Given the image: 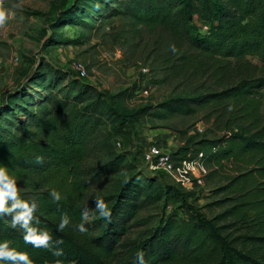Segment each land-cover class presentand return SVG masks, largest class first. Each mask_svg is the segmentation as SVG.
<instances>
[{"label": "trees", "instance_id": "16d2710c", "mask_svg": "<svg viewBox=\"0 0 264 264\" xmlns=\"http://www.w3.org/2000/svg\"><path fill=\"white\" fill-rule=\"evenodd\" d=\"M111 18L118 20L115 45L139 36L143 28L161 29L176 59L173 76L203 71L209 78L203 94L170 98L128 117L161 121L211 109L207 119L221 135L194 138L187 155L172 156L199 167L208 188L204 197L213 199L203 208L221 211L204 216L174 186L161 188L150 178L135 177L104 200L111 219L87 221V233L80 234L75 226L81 213L93 206L88 192L120 173L128 154L112 152L120 130L105 128L101 103L90 98L91 86L75 78L61 86L69 73L39 60L0 101V167L15 180L20 199L37 204L33 226L46 230L63 255L26 245L10 216L0 217V243L26 253L32 264H141L137 252L144 253V264H264V0H74L51 28H93ZM55 35L50 33L44 44H63ZM138 91L125 95L131 99ZM102 156L109 160L92 164ZM52 190L60 193L59 202L49 195ZM162 200L176 203L177 212L127 238L145 224L139 213ZM64 214L70 223L61 232L57 227ZM57 240L63 243L56 245Z\"/></svg>", "mask_w": 264, "mask_h": 264}, {"label": "rangeland", "instance_id": "374dc122", "mask_svg": "<svg viewBox=\"0 0 264 264\" xmlns=\"http://www.w3.org/2000/svg\"><path fill=\"white\" fill-rule=\"evenodd\" d=\"M74 0H0V12L6 16L5 22L0 25V101L18 83H22L29 75L37 61L52 68L68 72L66 85L70 78H75L80 84L91 86L90 98L99 100L105 128L112 132L119 128L117 133L122 143L120 151L115 154L127 153L125 168L112 176L106 185L95 187L88 192V202L93 204L89 210V222L102 218L96 210L97 198L110 201L116 196L123 184L132 178H150L154 186H174L183 196L192 202L194 208H200L204 216L214 215L221 211L219 208L208 210L203 208L213 199H205L208 188L195 182L198 177L183 173L185 177L171 174L175 180L168 181L157 170L151 169L140 158L139 151L150 143H158L171 154L181 151L187 155L194 138L214 137L221 135L215 128L213 120L207 119L210 108L198 110L192 116H173L167 120L157 121L148 116L131 118L141 108L155 106L170 98L192 97L195 92L205 93L210 84L208 77L198 73L188 72L173 76L170 66L176 59L170 57L171 42L169 36L158 28H143L141 34L122 42L114 44L115 30L118 24L116 18L98 22L93 28L83 25L64 26L53 30L51 23L54 18L66 9ZM88 22V21H87ZM54 32L55 38L61 40V45L44 44L45 38ZM77 39V44L67 40ZM170 57V58H168ZM72 61L81 62L87 70L83 79L74 77L68 66ZM136 95L128 99L125 92H134ZM262 108L264 113V90L262 91ZM132 122L123 123L124 120ZM196 125L202 127L200 136L191 134ZM176 168L183 164L182 157L172 156ZM109 160L108 156L92 162L100 165ZM199 168V167H198ZM203 173V172H202ZM182 175V176H183ZM201 175V172H200ZM185 184V186H183ZM106 203V202H105ZM107 207L109 206L108 203ZM177 212V205L172 200L161 201L139 213L138 219L144 225L133 228L127 238L134 239L142 230L156 226L162 216Z\"/></svg>", "mask_w": 264, "mask_h": 264}, {"label": "clouds", "instance_id": "9594fccd", "mask_svg": "<svg viewBox=\"0 0 264 264\" xmlns=\"http://www.w3.org/2000/svg\"><path fill=\"white\" fill-rule=\"evenodd\" d=\"M6 20L4 12H0V25ZM37 162H41V158H37ZM49 195L54 202L61 200V195L58 191L52 190ZM96 210L99 215L105 219H111V210L107 207L104 200L97 198L95 200ZM37 210L35 202L29 203L20 199L16 182L12 179L7 170L0 167V217L10 216L11 227L19 228L23 232V241L26 245H31L34 248H45L51 250L53 255H63V249L53 247L52 237L46 230H40L33 226L35 219L34 213ZM89 220V212L87 209L81 213V223L75 226L80 234H86L88 229L85 223ZM70 223V218L64 214L60 217L57 230L63 231ZM63 243V240L55 241L56 245ZM136 256L139 258L141 264H144V253L137 252ZM0 261H5L6 264H32L29 256L26 253L17 252L11 249L7 242L0 243ZM56 264H61L56 261Z\"/></svg>", "mask_w": 264, "mask_h": 264}, {"label": "built area", "instance_id": "2783aa9c", "mask_svg": "<svg viewBox=\"0 0 264 264\" xmlns=\"http://www.w3.org/2000/svg\"><path fill=\"white\" fill-rule=\"evenodd\" d=\"M202 30H206V26L202 27ZM68 69L72 75H74L78 79L86 78L87 70L86 67L79 61L70 62ZM203 133L202 127L196 125V127L192 130L191 134L194 136H200ZM113 147L115 150L120 151L122 149V143L119 139H115L113 142ZM140 158L142 161L149 166L153 170L160 171L168 181L175 180V177L171 176V174H177L179 177H185L183 173L186 175L192 174L194 175V171L199 174L198 177H195V182L202 185V171L198 168V166L191 164L187 161H183V164L176 168L175 160L172 158V154L166 150L165 147L158 143H150L140 150ZM201 172V175H200ZM183 175V176H182ZM171 184V183H170ZM185 186V184H183Z\"/></svg>", "mask_w": 264, "mask_h": 264}, {"label": "crops", "instance_id": "0c3cea01", "mask_svg": "<svg viewBox=\"0 0 264 264\" xmlns=\"http://www.w3.org/2000/svg\"><path fill=\"white\" fill-rule=\"evenodd\" d=\"M166 180H167V178H166ZM167 184H169V183H167ZM171 185V184H170Z\"/></svg>", "mask_w": 264, "mask_h": 264}]
</instances>
